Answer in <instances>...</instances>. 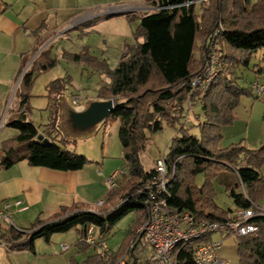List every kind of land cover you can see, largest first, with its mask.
Wrapping results in <instances>:
<instances>
[{
    "label": "trees",
    "instance_id": "trees-1",
    "mask_svg": "<svg viewBox=\"0 0 264 264\" xmlns=\"http://www.w3.org/2000/svg\"><path fill=\"white\" fill-rule=\"evenodd\" d=\"M144 1L155 10L139 16L135 36L140 42L127 50L115 68L110 69L105 61L89 56L86 48L79 54L66 55L70 61L92 66L108 77L109 83L98 89L96 98H114L117 103L103 126L119 122L118 140L130 180L110 193L107 202L111 210L105 213L84 210L68 216L58 214L45 222L38 219L28 229L6 230L0 238L9 243L8 252L35 255L36 241L50 244L53 236L71 231L79 236L75 246L86 251L90 249L83 242L87 227L94 226L99 237L106 240L118 222L133 211L140 216L136 226H141L148 217L145 204L149 192L144 187L155 172H146L139 156L164 123L178 131L164 156L168 183L161 194L172 213L189 212L195 224L222 223L235 210L255 209L264 201V178L260 174L264 166V142L256 149L241 144L226 149L218 147L221 129L233 123L240 99L253 95L249 87L238 84L234 70L249 68L252 57L258 55L259 62L252 71L256 77L264 75V0L254 4L251 0ZM126 17L130 19L132 15ZM212 40L225 69L202 98V121H197L196 136L179 124L181 120L174 113L184 111L183 105L191 96L190 81L201 73L208 54L207 43ZM51 50L50 47L41 52L20 79L15 92L19 113L5 124L17 134L0 146L2 170L25 161L33 168L76 172L91 163L70 150L72 143L65 141L56 128V103L66 90L65 78L55 79L45 87L51 110L42 133L48 143L36 140L38 128L28 119L29 91L36 75L56 65ZM21 148L25 151L17 152ZM199 175L203 176L201 186L196 184ZM215 185L224 188L233 209L224 210L217 205ZM124 200L127 201L118 205L117 201ZM249 224L256 226L255 234L235 237L238 264H264V217H255ZM210 241L211 236H206L179 244L173 252L175 264H194V250ZM82 264L103 263L96 255Z\"/></svg>",
    "mask_w": 264,
    "mask_h": 264
},
{
    "label": "crops",
    "instance_id": "crops-1",
    "mask_svg": "<svg viewBox=\"0 0 264 264\" xmlns=\"http://www.w3.org/2000/svg\"><path fill=\"white\" fill-rule=\"evenodd\" d=\"M55 1L57 0H1L0 115L6 105L9 89H12L13 85L16 86L15 83L21 70L26 69L27 71L29 69L34 59L38 56V49L39 53H41L50 47L53 48L58 41L65 37L67 30L63 31L62 29L68 25L71 24L73 27L76 25V29L79 26L88 24V22L90 23L91 17L87 15L79 19L76 18V16H69L65 20L54 18L53 23H49L48 18L50 14L48 13L54 10ZM137 8V6H121L109 9L108 13H113L114 15L133 13L135 9L138 10ZM144 9L150 11L149 13L155 10V8L148 3L144 5L142 11H144ZM69 28L70 27L67 29ZM85 47L89 50L95 49L94 46L91 47L89 44H86ZM126 47H124V53L116 63L126 55ZM96 58L100 61L106 60L103 56ZM258 59L259 57L256 63L259 62ZM239 71L240 68L234 70V77L237 79L238 84L241 85L239 81L243 79V76L238 75ZM255 82L264 83V75L259 77L254 75V78L250 81V85ZM62 96L66 97L65 94ZM71 97L72 98L69 100L70 103L75 98H81L76 94ZM251 97H253V99L241 98L239 109L236 108L233 113V123L221 129L222 140L219 143V149H226L240 144L248 149H256L264 142V100L256 97L254 94ZM83 104V99L81 98V107ZM185 104L186 102L184 105ZM45 107L44 110L50 113L51 108L48 99L46 100ZM11 111L13 117L17 115L19 113L18 104L14 109L12 107ZM28 119L30 120L29 116ZM239 124L246 126L244 130L239 127ZM252 124L255 126L250 134L249 127ZM76 142L71 143L75 144ZM72 150L74 149L72 148ZM104 152L103 149L100 159L95 158V156H89L91 158L87 156L91 163L82 170L76 172H59L46 168H33L28 166L25 161L19 162L7 170L0 169V203L3 201L20 200L23 204L22 208H25L23 211L14 210L12 220L15 227L19 229H28L36 220L39 219L45 222L58 214L68 216L77 211L84 210L101 214L109 211L110 207H107L109 205L107 200L110 193H107V200L104 201L103 194L104 191L107 190L104 182L113 172L107 166V160H109V158H107V154L105 157ZM260 174L264 178V166L261 168ZM222 193L225 194L223 187ZM100 202H103V205L98 207V203ZM221 203L223 206L218 203L217 205L224 210L234 208L230 199L222 200ZM89 204H93L94 207H89ZM258 208L264 211V201L260 203ZM139 227H133V235H131L127 243L125 242L120 250L116 252L118 255L128 250L132 243H134L132 245V252L135 253V250L138 249L137 244L139 240L144 238H140V236L136 237V231ZM78 240L79 236L75 232L74 235L70 233L55 235L52 237L50 244H45L55 246V249L57 251L59 250L62 254L67 253L72 247L75 253L69 257H65L62 264H71L72 261L82 264L87 258L96 256V253L93 251L92 255H88V251L92 248L86 251L77 248L75 244ZM211 240L223 241L221 258L226 264H238L237 246L234 236L223 237L221 234L216 233L211 235ZM39 241L40 240L35 243V255L27 252L12 253L0 248V264H46L41 263V261H45V258L49 257V255L47 256L46 254L39 253ZM62 245L68 246L69 249L62 252ZM144 249L146 252V248ZM50 250L54 249L52 248ZM82 254L88 255L85 260H80L78 258ZM129 257L130 263L132 264L133 258L131 251Z\"/></svg>",
    "mask_w": 264,
    "mask_h": 264
},
{
    "label": "rangeland",
    "instance_id": "rangeland-1",
    "mask_svg": "<svg viewBox=\"0 0 264 264\" xmlns=\"http://www.w3.org/2000/svg\"><path fill=\"white\" fill-rule=\"evenodd\" d=\"M258 1L260 0H251V3L254 4ZM144 5H146V2L144 0L55 1L54 10L48 13L50 14L48 21L51 24L53 23L54 18L58 20H65L69 16H76V18L79 19L85 15L91 18L90 23L88 22V24L79 26L76 29V25L73 27V25L71 24L62 29L63 31L67 30L65 33V37L58 41V43L51 50V56L56 59L55 67L47 72L36 75L32 88L29 91L30 98L28 116L30 118V121L38 128V136L36 138L37 141L43 143L49 142L44 137L42 131L50 120V113H47L44 110V108H46L45 105L47 100L45 87L50 81L65 78L67 82L66 90L64 91V94L66 96L65 98L69 101L72 98L71 96L76 94L83 99V103L84 100L89 97L96 98L98 89L102 86H105L104 84L109 83V79L106 75L97 72L92 66H88L84 63L72 62L67 58L66 55L79 54L83 48H86V44H89L91 47L94 46L95 48L91 50L86 48L89 56L94 58L103 56L106 59L105 62L107 63L108 67L110 69L115 68L117 64L116 62L124 53V47L127 46L125 51L127 52L129 48L135 46L136 43L140 42V39L137 40L135 36L136 28L139 24L138 17L140 16V14L144 15L150 12L146 11L145 9L144 11H142ZM121 6H137L138 10L135 9L133 13H124L117 15L108 13L109 9H114ZM127 14H131L132 18L127 19ZM68 27L70 28L67 29ZM39 54L40 53L38 49L37 55ZM257 56L258 55H254L252 57L249 68H240L238 75L243 76V79L239 81L242 86L250 88V81L254 78L255 75L252 71V67L256 64ZM23 70H21V73L23 72ZM19 77L20 75L18 76L15 84L18 83ZM18 85H13L12 89H9L6 105L0 115V146L3 141L11 139L17 134L15 130L8 126H5V124L12 116V107L14 109L17 105L15 92ZM242 98L253 99V97L251 96H244ZM8 104L10 107L7 110ZM238 107L237 109H239ZM183 116L189 117L190 121L184 124L185 122L183 118L179 124H184L186 128H189L190 134L197 136L199 133L196 126L197 121H202L201 108L199 106H195L189 111L185 104ZM3 117L4 122L1 125V120L3 119ZM254 126L255 125L252 124L249 127L250 134L253 131ZM118 127V121L109 122L105 126H102V128L92 137L85 140H80L75 144H71L69 148L70 150H72L73 148L78 155L80 154L85 158H87V156H95V158L97 159L101 158V153L104 149L105 157L107 154V158H109V160H107L108 168L111 169L112 172L119 171L123 168L124 162L121 157L122 148L118 140ZM239 127L241 129L243 128L244 130V127L246 126L239 124ZM177 135V128L171 127L168 124L164 123L162 126V130L151 136L144 152H142L139 156L140 163L146 172L153 170V163H155L158 158L164 157L167 154L171 140ZM23 151H25V148H21L17 152ZM129 180L130 177L128 175L125 176L118 189L124 187ZM202 183L203 176L199 175L196 178V184L198 186H201ZM215 188L217 191L216 202L221 205L222 200L229 198H227V196L222 193V187L215 185ZM107 193L108 191L105 190L103 194L104 201L107 200ZM110 206L111 205H108L107 207L109 208ZM115 206L113 207L115 208ZM89 207L93 208L94 205L89 204ZM139 217L140 216L133 211L126 217H124L120 222H118V224L114 227L110 235L105 240L106 246L110 251L116 253L118 250H120L121 246L125 242L127 243V240H129L131 236V230L134 226L137 225ZM69 233L71 235L75 234L74 231H71ZM38 245V251L40 254H46L47 256L49 255V257L45 258L46 262L41 261V263L62 264L65 257H69L70 255L75 253L74 249L71 247L67 253L62 254L59 252V250L57 251L55 249V246L46 245L41 240L39 241ZM48 247L50 249L53 248L54 250H50ZM137 248L139 251H143L144 248H146L145 256L150 257L152 249L149 245L146 244L144 238H141L139 240ZM1 249L4 251L6 250L3 248ZM93 251V249H90V251H88V255H92ZM88 255L82 254L78 258L80 260H85Z\"/></svg>",
    "mask_w": 264,
    "mask_h": 264
},
{
    "label": "built area",
    "instance_id": "built-area-1",
    "mask_svg": "<svg viewBox=\"0 0 264 264\" xmlns=\"http://www.w3.org/2000/svg\"><path fill=\"white\" fill-rule=\"evenodd\" d=\"M206 1V0H203ZM218 31L213 33L214 36ZM208 54L204 60L201 73L191 79V96L186 101L189 111L195 106H202V98L207 89L211 86L216 76L223 73L225 66L221 62L220 53L214 41H208ZM252 93L264 100V83H252L250 85ZM81 98H75L71 104L75 108H80ZM182 112L176 111L174 117L182 120L184 124L189 122V117L181 115ZM183 116V117H181ZM4 120H1V125ZM155 177L146 183L145 189L149 192V199L146 202L148 208L147 220L136 231V236L143 234L145 242L152 249L150 257L145 256L143 251L135 250L132 252V243L128 250L121 255L110 251L106 246V241L99 237L98 230L94 226L86 228L83 242L92 248L103 264H131L130 251L132 253V264H175L173 252L175 248L184 242L197 240L206 236L219 233L223 237H242L255 234L257 228L249 224L255 217H264V211L259 208L248 210H235L226 222H202L194 223V218L189 212L172 213L161 194L165 192L168 179L166 177V164L164 157L158 158L153 166ZM127 167L124 166L119 171L113 172L104 182L109 193H113L119 188L121 180L127 176ZM127 200L118 201V205ZM22 201H3L0 203V235L6 230H21L13 224L12 214L14 210L23 211ZM103 202L98 203L101 207ZM223 241L211 240L208 243L198 246L193 252L194 264H226L221 258ZM9 243L0 238V248H8ZM68 246L62 245L61 251L65 252Z\"/></svg>",
    "mask_w": 264,
    "mask_h": 264
},
{
    "label": "water",
    "instance_id": "water-1",
    "mask_svg": "<svg viewBox=\"0 0 264 264\" xmlns=\"http://www.w3.org/2000/svg\"><path fill=\"white\" fill-rule=\"evenodd\" d=\"M25 71L26 69L20 74L16 86ZM56 105L58 108L57 130L65 141L76 142L95 135L113 113L117 103L114 98H89L85 100L81 108L76 109L64 96H60ZM8 108L9 104L7 110ZM142 236L143 234L140 235V238Z\"/></svg>",
    "mask_w": 264,
    "mask_h": 264
}]
</instances>
